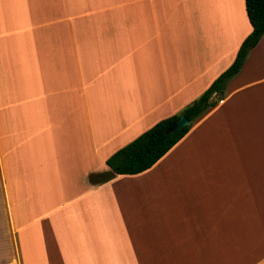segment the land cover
<instances>
[{
    "label": "crops",
    "instance_id": "obj_1",
    "mask_svg": "<svg viewBox=\"0 0 264 264\" xmlns=\"http://www.w3.org/2000/svg\"><path fill=\"white\" fill-rule=\"evenodd\" d=\"M209 1L0 0V264H132L88 237L181 233L184 211L197 217L192 261L166 264H264V36L150 168L107 164L234 61L252 31L245 0ZM179 162L199 178L168 177ZM87 204L86 251L48 245Z\"/></svg>",
    "mask_w": 264,
    "mask_h": 264
},
{
    "label": "rangeland",
    "instance_id": "obj_2",
    "mask_svg": "<svg viewBox=\"0 0 264 264\" xmlns=\"http://www.w3.org/2000/svg\"><path fill=\"white\" fill-rule=\"evenodd\" d=\"M209 1V0H208ZM210 3V1H209ZM170 21L173 23L169 27H173L174 25H178L179 20H175L174 15L179 14L175 12V10H170ZM163 31V32H161ZM167 31L160 27L159 35H166ZM177 32L173 30L171 35H175ZM213 44V43H212ZM208 51L211 53L214 51L212 45H208ZM201 95V94H200ZM195 100V99H194ZM195 165H199V160H195ZM182 162L176 163L173 168L169 169L167 172L168 177H175L176 179L182 180L183 178H191L195 179V181L199 178L198 171L191 167H185ZM118 204L116 203L117 206ZM95 210V207L88 204L85 205V210L83 211V216L76 218V223L73 224L72 227L65 228L60 227L53 235V237L49 238L48 245L58 244L59 248L62 249L64 247H68L71 242H78L79 245L83 244V248L86 251L87 242V234L81 233L78 234L79 231L87 230L85 227L88 226L87 215H90L92 210ZM73 208L68 209V211L73 212ZM195 212H198L195 211ZM187 212L184 211L181 215L180 212H176V217L179 218L180 224H176V228H180L181 233H152L150 232V228H143V232L123 234V235H108L106 236V240L103 243L104 239L101 238L100 235H94L93 238L88 237L89 241L92 243H98L106 246L109 244V258L111 259H119V260H135L132 264H166L178 262L181 263L183 260L190 261L193 256V250L188 249L187 245L194 244L195 237H197V224L194 222L197 220V217L191 218V216H186ZM191 215V214H190ZM194 215V214H193ZM185 220H190V223ZM79 230V231H78ZM76 233V234H75ZM109 238V242L107 241ZM43 245V244H42ZM43 249L44 253H49L50 257H55V251L51 250L47 244L44 245ZM186 249H184V248ZM61 251V250H60ZM59 251V252H60ZM82 252L81 250L67 251L70 253L71 257L75 253ZM117 255H116V254ZM189 256H186V254ZM35 259L42 261V253L39 251L35 252ZM70 258V256H69ZM76 258V257H75ZM131 262V261H127ZM120 264H131V263H123Z\"/></svg>",
    "mask_w": 264,
    "mask_h": 264
},
{
    "label": "trees",
    "instance_id": "obj_3",
    "mask_svg": "<svg viewBox=\"0 0 264 264\" xmlns=\"http://www.w3.org/2000/svg\"><path fill=\"white\" fill-rule=\"evenodd\" d=\"M245 8L252 31L242 41L232 64L179 113L158 121L113 153L107 159V164L114 173L136 174L150 168L189 131L198 118L226 97L228 82L242 69L249 51L264 36V0H245ZM181 115L188 118L190 125L172 134H165Z\"/></svg>",
    "mask_w": 264,
    "mask_h": 264
},
{
    "label": "water",
    "instance_id": "obj_4",
    "mask_svg": "<svg viewBox=\"0 0 264 264\" xmlns=\"http://www.w3.org/2000/svg\"><path fill=\"white\" fill-rule=\"evenodd\" d=\"M190 125V121L188 120V118L184 115H181L178 120H176L175 122H173L168 129L165 131V134H172L177 130H180L181 128H183L184 126Z\"/></svg>",
    "mask_w": 264,
    "mask_h": 264
}]
</instances>
